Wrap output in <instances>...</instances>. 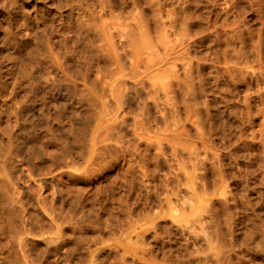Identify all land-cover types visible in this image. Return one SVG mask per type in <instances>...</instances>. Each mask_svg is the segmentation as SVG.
Instances as JSON below:
<instances>
[{
    "label": "rangeland",
    "instance_id": "1",
    "mask_svg": "<svg viewBox=\"0 0 264 264\" xmlns=\"http://www.w3.org/2000/svg\"><path fill=\"white\" fill-rule=\"evenodd\" d=\"M0 264H264V0H0Z\"/></svg>",
    "mask_w": 264,
    "mask_h": 264
}]
</instances>
